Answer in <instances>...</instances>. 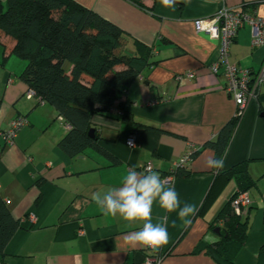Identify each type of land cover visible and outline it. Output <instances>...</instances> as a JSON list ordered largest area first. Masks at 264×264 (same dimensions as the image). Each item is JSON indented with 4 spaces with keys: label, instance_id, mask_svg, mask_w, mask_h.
Returning <instances> with one entry per match:
<instances>
[{
    "label": "crops",
    "instance_id": "1",
    "mask_svg": "<svg viewBox=\"0 0 264 264\" xmlns=\"http://www.w3.org/2000/svg\"><path fill=\"white\" fill-rule=\"evenodd\" d=\"M75 1L120 27L126 52L134 53V42H139L151 49L156 63L125 89L111 111L91 118L98 145L117 163L93 149L69 157L57 147L69 126L52 106L25 98L28 87L19 77L25 61L6 49L7 38L0 37V129L17 116L28 121L12 144L0 136V196L19 220L0 264H143L151 252L125 240L141 224L103 215L91 196L119 186L131 167L144 172L151 163L153 171L163 176L184 154L197 150L181 168L186 175L176 176L170 185L182 203H195L199 211L188 228L180 226L176 213L168 215L169 240L158 251L164 254L159 264H217L195 249L201 240L206 242L205 236L217 240L210 224L231 199L236 184L233 179L218 184L202 209L217 175L205 166L214 152L203 145L234 117L235 103L225 90L221 71L214 74L206 67L216 57L218 41L197 33L194 20L211 17L222 6L264 17V0H191L175 11L162 7L160 0H141L144 7L130 0ZM250 39L248 25L238 29L229 61L253 77L264 60V46L251 48ZM186 70L195 76L175 79ZM118 103L131 123L121 120ZM129 135L136 139L134 148L126 145ZM225 153L220 171L247 162L255 182L248 189L251 205L243 216L248 218V234L235 257L237 264H255L264 246V85L255 86L253 78L246 108ZM161 215L154 204L153 222Z\"/></svg>",
    "mask_w": 264,
    "mask_h": 264
},
{
    "label": "trees",
    "instance_id": "2",
    "mask_svg": "<svg viewBox=\"0 0 264 264\" xmlns=\"http://www.w3.org/2000/svg\"><path fill=\"white\" fill-rule=\"evenodd\" d=\"M144 7L141 0H130ZM3 46L25 61L19 77L43 103L54 108L69 130L58 141V149L69 157L86 149L103 153L112 163L117 159L97 143L98 134L88 135L91 118L113 109L125 89L141 72L154 65L151 49L134 42L136 51L126 52L125 34L120 27L75 0H0V37ZM121 120L131 123L123 105ZM237 119L222 126L216 138L206 142L221 157L229 144ZM197 151L192 153L195 154ZM186 175L181 168L175 176ZM164 176V175H163ZM233 179L237 192L248 191L255 182L240 162L218 171L202 205L216 194V186ZM222 207L210 229L219 227L214 243L201 240L196 251H204L217 264H237L235 257L248 234V218L237 215L230 206ZM247 212V211H246ZM19 226L0 196V255ZM255 264H264V246L259 248Z\"/></svg>",
    "mask_w": 264,
    "mask_h": 264
},
{
    "label": "clouds",
    "instance_id": "3",
    "mask_svg": "<svg viewBox=\"0 0 264 264\" xmlns=\"http://www.w3.org/2000/svg\"><path fill=\"white\" fill-rule=\"evenodd\" d=\"M189 6L191 0H160L162 7L175 11L179 4ZM226 153L219 158L209 157L205 166L213 171L224 168ZM105 216L119 217L129 224L139 222L141 227L129 232L125 240L132 247H142L158 252L169 240L168 215L176 213L180 226L188 228L192 218L199 211L198 205L187 201L181 202L174 186L158 171H138L135 167L126 170L119 186H109L96 191L91 196ZM158 205L163 215L153 222V206ZM176 226V221L172 222ZM208 243H214L215 237L205 236Z\"/></svg>",
    "mask_w": 264,
    "mask_h": 264
},
{
    "label": "built area",
    "instance_id": "4",
    "mask_svg": "<svg viewBox=\"0 0 264 264\" xmlns=\"http://www.w3.org/2000/svg\"><path fill=\"white\" fill-rule=\"evenodd\" d=\"M248 25L251 30L250 46L251 48H258L264 46V17H259L255 13H248L246 10L237 8H228L222 6L211 17L196 18L194 20V29L197 33H202L207 37L218 41L216 49V57L206 67L214 74L221 71L225 80V90L231 95L235 103V118H240L243 114L248 98H249V84L253 78L255 86L264 85V60L260 64L258 72L252 77L247 69H242L239 66L229 61V49L232 45L236 33L239 28ZM195 76L193 70H186L180 74H176L175 79L181 78L192 79ZM26 99L36 98L38 104L43 102L39 97H36L32 89H28L24 94ZM28 124L26 117L17 116L12 119L5 129H0V136L3 141L10 145L13 143L18 132ZM126 145L134 148L137 145L134 136L129 135L126 138ZM192 153L184 154L169 171L162 176L166 178L171 184L175 179V171L183 168L191 159ZM153 170L151 163L144 166V171ZM251 205V198L248 191L237 192L230 201L232 210L237 215H244ZM31 216L30 220L33 221ZM82 234V230H79ZM151 252L147 255L143 264H159L163 257V253Z\"/></svg>",
    "mask_w": 264,
    "mask_h": 264
},
{
    "label": "water",
    "instance_id": "5",
    "mask_svg": "<svg viewBox=\"0 0 264 264\" xmlns=\"http://www.w3.org/2000/svg\"><path fill=\"white\" fill-rule=\"evenodd\" d=\"M88 135L90 137H94V129L93 128L89 129ZM213 232L216 233V234L220 233V228L219 227L214 228Z\"/></svg>",
    "mask_w": 264,
    "mask_h": 264
}]
</instances>
